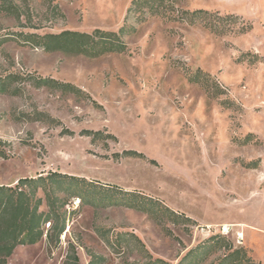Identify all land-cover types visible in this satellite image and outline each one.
<instances>
[{"label":"rangeland","instance_id":"obj_1","mask_svg":"<svg viewBox=\"0 0 264 264\" xmlns=\"http://www.w3.org/2000/svg\"><path fill=\"white\" fill-rule=\"evenodd\" d=\"M130 2L7 0L11 10L0 8V38H6L0 77L34 73L69 82L100 106L27 82L12 85L16 94L0 93V146L6 152L0 156V184L57 171L156 198L196 224H158L141 211L77 202L80 195H72L57 245L49 247L44 234L37 243L17 246L8 263L64 264L72 245L79 264L91 257L92 264H142L147 257L137 237L152 258L175 264L229 224L226 238L264 264V0H176V8L211 13L196 24L161 16L138 23L130 15L126 22L135 30L124 36L126 51L93 58L48 52L18 35L117 30ZM205 21L223 31H212ZM197 68L210 77L190 81ZM37 112L59 123L37 120ZM62 128L73 134H61ZM82 129L116 139L91 141L79 134ZM122 150L144 157H112ZM40 208L46 210L44 202ZM237 229L243 231L241 244ZM221 254L215 251L201 264H213Z\"/></svg>","mask_w":264,"mask_h":264},{"label":"trees","instance_id":"obj_2","mask_svg":"<svg viewBox=\"0 0 264 264\" xmlns=\"http://www.w3.org/2000/svg\"><path fill=\"white\" fill-rule=\"evenodd\" d=\"M6 1H2L0 8L10 11L12 6H5ZM175 3L176 0H131L126 11L125 21L117 30L94 28L91 31H79L65 29L57 33L20 32L18 35L22 42H28L48 52L60 51L90 58L105 53H122L127 49L124 36L133 33L135 30L134 25L126 22L130 15H134L138 23L146 20L148 16H161L170 21L196 24L205 15L211 14L204 9H179L175 7ZM227 17L235 16L228 15ZM217 18L220 19L221 17L217 16ZM203 25L215 32L223 31L215 22L205 21ZM5 39L0 38V44ZM200 75L205 77L206 80L210 77L209 74L203 73L197 68L195 72L188 75V79L193 82H199L201 81L199 80ZM26 82L36 88L45 87L62 93H71L76 97H86L93 105L100 107L86 92L76 85L51 77L35 75L34 73H9L0 77V93L16 94L18 88H13L12 85ZM218 89L222 91L220 87ZM207 91L212 96L218 94L217 92ZM40 116L48 117L55 124L59 123L42 112H37L35 119H42ZM53 122L50 123L53 124ZM60 133L70 135L73 134V131L62 128ZM79 134L90 137L91 141L97 139L106 140L108 138L115 141L116 139L112 134L102 130L82 129ZM1 143L0 140V145ZM5 155L4 148L0 146V156L5 157ZM112 157L119 159L122 157L143 158L144 156L135 150H122L121 152H114ZM39 192L41 195L38 194ZM93 193H97L98 198L93 197L91 199ZM72 195H80V197L76 198L78 202L82 200L83 203L98 205L100 204L99 201H101L102 204L122 205L141 211L158 224L162 223L163 220H168L177 225L196 224L195 220L189 216L171 209L156 198L135 190H124L112 185L98 184L81 176L48 171L46 174L41 173L35 176L18 178L13 185L0 184V264H9L8 258L17 246L37 243L44 234L48 246L55 247L65 228L64 208L68 205V197ZM43 202L46 210L40 208ZM46 223H48V228L45 230L44 225ZM164 233L172 236V232L167 227L164 228ZM135 239L140 245L141 251L147 257L142 264H171L161 258H152L141 241L137 237ZM105 242L111 247L114 246V241L108 237ZM215 251H222V254L213 264H257L248 256L245 248L234 247L232 242L220 233L211 234L193 247H190L175 264H201L207 256ZM68 261L72 264H79L72 245L69 246L64 264ZM93 261L94 258L91 257L88 264H92Z\"/></svg>","mask_w":264,"mask_h":264},{"label":"built area","instance_id":"obj_3","mask_svg":"<svg viewBox=\"0 0 264 264\" xmlns=\"http://www.w3.org/2000/svg\"><path fill=\"white\" fill-rule=\"evenodd\" d=\"M76 201L78 202V199H76ZM66 207H68V205ZM217 231L218 233L227 236L229 233H232V228H231V225L224 224V225H221ZM234 237H235L236 242L241 244L243 240V231L241 229L235 230Z\"/></svg>","mask_w":264,"mask_h":264},{"label":"crops","instance_id":"obj_4","mask_svg":"<svg viewBox=\"0 0 264 264\" xmlns=\"http://www.w3.org/2000/svg\"><path fill=\"white\" fill-rule=\"evenodd\" d=\"M263 21H264V17H263ZM264 23V22H263ZM262 34H263V41H264V25L262 26ZM264 55V54H263ZM264 112V111H263Z\"/></svg>","mask_w":264,"mask_h":264}]
</instances>
